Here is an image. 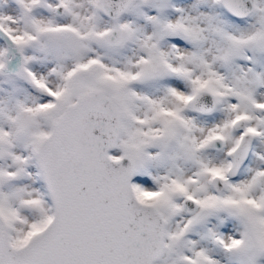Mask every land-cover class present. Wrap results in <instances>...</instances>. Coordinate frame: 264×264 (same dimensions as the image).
Segmentation results:
<instances>
[{"label":"snow or ice","instance_id":"6c2138e0","mask_svg":"<svg viewBox=\"0 0 264 264\" xmlns=\"http://www.w3.org/2000/svg\"><path fill=\"white\" fill-rule=\"evenodd\" d=\"M0 264H264V0H0Z\"/></svg>","mask_w":264,"mask_h":264}]
</instances>
